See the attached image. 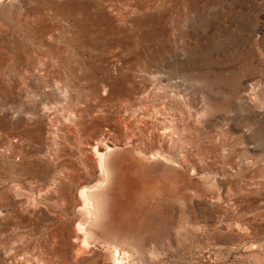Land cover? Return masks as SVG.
Listing matches in <instances>:
<instances>
[{
	"label": "rangeland",
	"instance_id": "374dc122",
	"mask_svg": "<svg viewBox=\"0 0 264 264\" xmlns=\"http://www.w3.org/2000/svg\"><path fill=\"white\" fill-rule=\"evenodd\" d=\"M96 144L179 183L136 264H264V0H0V264H115L78 228Z\"/></svg>",
	"mask_w": 264,
	"mask_h": 264
},
{
	"label": "bare ground",
	"instance_id": "6f19581e",
	"mask_svg": "<svg viewBox=\"0 0 264 264\" xmlns=\"http://www.w3.org/2000/svg\"><path fill=\"white\" fill-rule=\"evenodd\" d=\"M170 128L168 126L167 129ZM97 144L94 147V151L100 171V179L92 186L82 183L80 187V197L83 201L82 212L84 215L78 228L84 235L83 249L87 251V249L92 247V243L101 241L106 244L110 262L115 264H136L132 258V253L123 248V245L131 247H134L135 244L137 245L136 242L138 241L134 237L137 233L136 225L138 222L134 220L138 218V215L141 214L139 212L145 207L158 206L163 198L162 193L166 189H169V191L179 189V183L172 179L171 181L164 179V181H158L160 179H157V181L153 179V181L149 179L152 176L151 174L155 173L161 166L158 162H169L166 155L160 152L156 151L147 157L142 153L136 152L137 150L129 149L130 146L129 148H123L116 145H106L104 148H100ZM152 201L156 204H151ZM79 209L81 210V208ZM143 214L146 213L143 212ZM146 215L145 217H147ZM133 221L137 224H134ZM106 236H112L114 240L124 238V241L115 240L114 242H108L103 240ZM141 241L143 242L144 239ZM151 254L154 253L152 252Z\"/></svg>",
	"mask_w": 264,
	"mask_h": 264
}]
</instances>
